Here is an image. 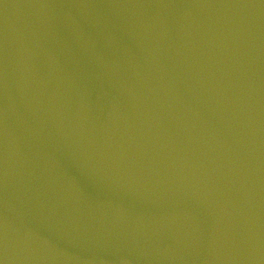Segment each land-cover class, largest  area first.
<instances>
[{"label": "water", "instance_id": "water-1", "mask_svg": "<svg viewBox=\"0 0 264 264\" xmlns=\"http://www.w3.org/2000/svg\"><path fill=\"white\" fill-rule=\"evenodd\" d=\"M4 264H264V0H0Z\"/></svg>", "mask_w": 264, "mask_h": 264}, {"label": "snow or ice", "instance_id": "snow-or-ice-1", "mask_svg": "<svg viewBox=\"0 0 264 264\" xmlns=\"http://www.w3.org/2000/svg\"><path fill=\"white\" fill-rule=\"evenodd\" d=\"M0 264H3V261L2 260H0Z\"/></svg>", "mask_w": 264, "mask_h": 264}, {"label": "clouds", "instance_id": "clouds-1", "mask_svg": "<svg viewBox=\"0 0 264 264\" xmlns=\"http://www.w3.org/2000/svg\"><path fill=\"white\" fill-rule=\"evenodd\" d=\"M3 264H4V262H3Z\"/></svg>", "mask_w": 264, "mask_h": 264}]
</instances>
